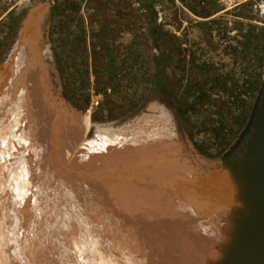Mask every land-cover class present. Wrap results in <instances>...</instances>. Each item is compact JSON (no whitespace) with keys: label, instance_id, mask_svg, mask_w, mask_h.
<instances>
[{"label":"bare ground","instance_id":"1","mask_svg":"<svg viewBox=\"0 0 264 264\" xmlns=\"http://www.w3.org/2000/svg\"><path fill=\"white\" fill-rule=\"evenodd\" d=\"M42 18L31 12L0 71V264H216L240 204L237 169L200 176L162 116L88 141L46 94L32 43Z\"/></svg>","mask_w":264,"mask_h":264},{"label":"rangeland","instance_id":"2","mask_svg":"<svg viewBox=\"0 0 264 264\" xmlns=\"http://www.w3.org/2000/svg\"><path fill=\"white\" fill-rule=\"evenodd\" d=\"M30 2L0 0L1 72L25 20L43 10L32 43L44 55L46 94L89 127L88 141L98 132L129 131L143 117L162 116L200 176L230 171L215 163L234 146L261 88L264 3L225 10L212 2L204 8L200 0ZM157 65L167 78L163 93L155 83ZM88 141L79 148L87 149ZM58 184L52 187L68 202Z\"/></svg>","mask_w":264,"mask_h":264},{"label":"water","instance_id":"3","mask_svg":"<svg viewBox=\"0 0 264 264\" xmlns=\"http://www.w3.org/2000/svg\"><path fill=\"white\" fill-rule=\"evenodd\" d=\"M30 4L34 7L35 0ZM176 109L182 124L181 110ZM234 154L236 161L231 163ZM215 165L236 167L241 175L237 193L240 204L237 212H232L234 222L216 264H264V72L246 125L234 146Z\"/></svg>","mask_w":264,"mask_h":264},{"label":"built area","instance_id":"4","mask_svg":"<svg viewBox=\"0 0 264 264\" xmlns=\"http://www.w3.org/2000/svg\"><path fill=\"white\" fill-rule=\"evenodd\" d=\"M212 2L214 6L225 10L236 9L244 5L258 6V3H264V0H200L203 7L211 5Z\"/></svg>","mask_w":264,"mask_h":264},{"label":"trees","instance_id":"5","mask_svg":"<svg viewBox=\"0 0 264 264\" xmlns=\"http://www.w3.org/2000/svg\"><path fill=\"white\" fill-rule=\"evenodd\" d=\"M146 9L148 11H151L150 7H146ZM152 19H153L152 22L155 25V17L153 16ZM260 61H261V70H262L263 69V66H264V56L261 57ZM156 71H157L156 72L157 73V79L155 81L156 86L158 87V89L167 90L168 85H167V78H166V75H165V72H164V68L161 67V66H159V65H157V70ZM262 72H263V70H262ZM223 88H224V90L226 89V85L225 84L223 85ZM259 88H260V84L258 83L257 85H255V89H258L259 90ZM181 113H182V111H181ZM182 118H183V116H182Z\"/></svg>","mask_w":264,"mask_h":264},{"label":"flooded vegetation","instance_id":"6","mask_svg":"<svg viewBox=\"0 0 264 264\" xmlns=\"http://www.w3.org/2000/svg\"><path fill=\"white\" fill-rule=\"evenodd\" d=\"M161 90H162V92H161V93L165 92V90H164V89H161Z\"/></svg>","mask_w":264,"mask_h":264}]
</instances>
